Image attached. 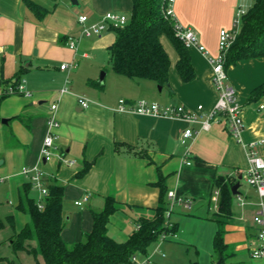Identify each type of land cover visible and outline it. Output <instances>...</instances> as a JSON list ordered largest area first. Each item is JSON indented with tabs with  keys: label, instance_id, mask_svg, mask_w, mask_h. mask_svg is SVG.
<instances>
[{
	"label": "crops",
	"instance_id": "1",
	"mask_svg": "<svg viewBox=\"0 0 264 264\" xmlns=\"http://www.w3.org/2000/svg\"><path fill=\"white\" fill-rule=\"evenodd\" d=\"M33 1L47 10L44 16L38 17L23 0H0V264L36 263L32 254L15 252L11 244L15 232L31 221V215L20 207V194L31 182L23 168L35 166L44 171L46 187L54 182L64 185L62 235L68 244L81 240L92 229V211L101 210L110 195L117 202V210L110 216L108 229L118 241L129 238L136 220L154 216L162 196L159 181L166 189V202L170 190L191 198L190 209L175 205L171 214V220L178 223V236L156 241L147 253L162 264L217 262L213 242L221 196L216 193L214 180L234 177L240 187L239 194H233L231 216L225 226L224 241L229 246L225 264H264V258L250 254L256 244L254 215L259 195L245 180L247 145L264 139V95L250 101L252 90L264 83V56L238 60L228 67L243 106L241 140L229 133L224 122H214L210 129L182 142L183 130L197 129V123L116 109L121 98L129 104L145 98L161 104L186 108L203 104L205 111L213 109L218 96L209 57L218 54L221 29L234 27L242 0H175L177 22L195 30L208 53L188 47L196 77L184 82L177 70L179 53L172 40L162 34L171 65L169 86L161 89L153 80L129 78L109 70L104 76L108 83L101 81L97 72L102 63L96 59V52L108 51L116 34L112 29L91 37L81 33L80 14H87L88 22L98 21L108 11L129 16L132 0H77L76 4L71 0ZM70 37L76 40L75 48L67 44ZM72 62H77V67H60ZM22 80L29 94L4 93L9 83ZM62 88L67 90L61 92ZM81 96L91 100L88 107L79 101ZM55 102L59 125L51 131L58 139L51 159L44 160L41 150ZM257 150L264 156V142ZM242 184L247 187L242 188ZM28 196L36 204H44L45 196L33 184ZM199 241H208L205 246H210L203 259ZM181 245L194 246V252L188 255ZM163 247L167 251L164 256Z\"/></svg>",
	"mask_w": 264,
	"mask_h": 264
},
{
	"label": "trees",
	"instance_id": "2",
	"mask_svg": "<svg viewBox=\"0 0 264 264\" xmlns=\"http://www.w3.org/2000/svg\"><path fill=\"white\" fill-rule=\"evenodd\" d=\"M23 1L38 17L46 14L47 10L33 0ZM166 4L167 0H132L128 23L121 28H112L116 38L108 51L115 73L129 78L153 80L162 87L169 86L171 61L160 39L165 34L179 53L177 70L182 80L189 82L196 77L188 47L176 35L175 19L165 16ZM263 56L264 0H253L243 16L236 40L228 51L225 67L228 69L230 64L238 60ZM96 84L103 86L101 82ZM263 95L264 83L252 90L250 101ZM236 182L234 177H218L214 180V188L219 190L221 197L213 245L218 258H222V264L229 256L224 234L234 199L232 186ZM159 184L162 196L154 216L136 220L138 226L127 240L118 241L109 233L110 216L117 210V202L110 195L101 210L92 211V229L81 240L68 244L62 235L65 227L64 185L54 182L47 186L48 194L41 209L28 196V189L32 187V182H29L20 194V207L31 215V221L12 236V248L15 252L25 250L32 254L36 258L35 264H132L131 257L134 254H147L160 235L170 230L166 224L168 202L163 198L166 189L161 181ZM171 230L178 232V223L173 222ZM191 264L199 263L194 261Z\"/></svg>",
	"mask_w": 264,
	"mask_h": 264
},
{
	"label": "built area",
	"instance_id": "3",
	"mask_svg": "<svg viewBox=\"0 0 264 264\" xmlns=\"http://www.w3.org/2000/svg\"><path fill=\"white\" fill-rule=\"evenodd\" d=\"M175 0H167L166 7L164 9L165 16L175 19V31L179 39L187 47H196L202 53L207 54L205 46L199 41L198 34L195 30L190 27H184L177 22L174 16V5ZM248 8L240 6L237 10L234 27L232 29H221L220 37L218 42V54L216 56H210L209 62L212 68L211 79L212 83L217 91V101L213 109L209 111L204 110L203 104H199L196 108H186L181 104H161L157 101H150L145 98L138 99L135 103L129 104L124 98L119 100L117 110L129 111L141 115H153V116H169L173 118H180L189 121L190 123H197L199 127L192 129L187 127L183 130L181 135V141L184 142L187 138L199 134L202 130H208L211 128L214 122H224L229 133L236 138L241 140L242 132L245 128V122L242 116L243 106L238 97V92L235 86L230 81L228 69L225 67L228 51L231 45L236 40V37L242 26V19ZM89 16L87 14H80L78 16V22L81 25V33L86 37L101 35L105 30L112 28L124 27L128 21L129 16L124 13L108 11L98 21L88 22ZM67 44L71 48L76 47V40L73 37L68 38ZM77 62L63 63L61 64L62 69L75 68ZM24 82L22 80L16 84L9 83L5 86L4 93H15L28 91L24 90ZM67 88H62L61 92L66 91ZM79 101L83 107H88L91 100L87 97H79ZM58 104L55 102L51 104L52 113L48 117L49 132L45 136L43 146L41 150L42 158L44 160H50L52 157V150L55 141L58 139L53 131V128L59 125V120L56 115V109ZM263 107V106H261ZM264 142L262 140H256L250 142L248 147V162L249 167L245 175L246 182L254 187L259 195L258 208L254 215V222L256 224V244L250 249V254L253 258H264V156L261 155L257 147ZM74 161H71L73 163ZM190 164L191 162L188 161ZM23 172L30 176L31 182L34 187L41 190L42 194L46 196L48 194L47 187L43 182L44 171L35 166L33 168L24 167ZM216 193H219L216 190ZM168 209L166 211L167 227L170 229L167 232H163L158 243H161L167 239H173L178 236V232L172 231L173 221L171 220V214L175 205H180L184 209H190L192 207V199L189 197L178 196L174 190L168 191ZM78 205H82V201H76ZM41 209L44 205L41 203L38 205ZM138 225L135 226V228ZM164 256L165 253H162ZM132 264H162L151 259L150 254H134L131 257Z\"/></svg>",
	"mask_w": 264,
	"mask_h": 264
},
{
	"label": "rangeland",
	"instance_id": "4",
	"mask_svg": "<svg viewBox=\"0 0 264 264\" xmlns=\"http://www.w3.org/2000/svg\"><path fill=\"white\" fill-rule=\"evenodd\" d=\"M71 3H72V0H71ZM242 3L240 4V6H243L244 8H248L253 3V0H242ZM111 32H113V31H111ZM96 55H97L96 59L102 63V68H100L99 71L97 72L98 76L100 77L102 72H108V70L113 73L114 70L112 68V64L110 61L109 51H106V50L98 51V52H96ZM108 80H109V78H105L104 83H108ZM244 185L245 184H242V188L247 187L246 185L245 186ZM248 186H250V185H248ZM204 233H205V231H204ZM203 238H204V236H203ZM199 242H202V241H199ZM206 243L202 242V244L200 243V245L197 244L200 248L201 259H203L205 257V255L210 252V246L206 247L205 245L208 244V243L207 244ZM181 247L186 253L188 252V255H190V253L194 252V246H192V245H189V246L188 245H181ZM155 249H156V246L153 248V251ZM187 249H189V251H187ZM161 251L164 253H167V251L165 250L164 247L161 249ZM151 252H152V250H151ZM183 255L187 256V254H185V253H183ZM179 257H180V255H179ZM180 260H181V257H180L179 261Z\"/></svg>",
	"mask_w": 264,
	"mask_h": 264
},
{
	"label": "water",
	"instance_id": "5",
	"mask_svg": "<svg viewBox=\"0 0 264 264\" xmlns=\"http://www.w3.org/2000/svg\"><path fill=\"white\" fill-rule=\"evenodd\" d=\"M73 4L77 3V0H72ZM106 72H102L100 75V80L103 81L104 76H105ZM162 86H159V89H161ZM239 179H241V176L239 177ZM239 187H240V181H237L233 186H232V193L233 194H239ZM215 264H222V258L220 257L217 262Z\"/></svg>",
	"mask_w": 264,
	"mask_h": 264
}]
</instances>
